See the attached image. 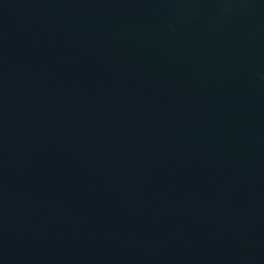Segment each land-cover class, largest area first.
<instances>
[{"label": "water", "instance_id": "obj_1", "mask_svg": "<svg viewBox=\"0 0 264 264\" xmlns=\"http://www.w3.org/2000/svg\"><path fill=\"white\" fill-rule=\"evenodd\" d=\"M0 264H264V0H0Z\"/></svg>", "mask_w": 264, "mask_h": 264}]
</instances>
